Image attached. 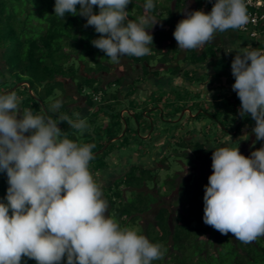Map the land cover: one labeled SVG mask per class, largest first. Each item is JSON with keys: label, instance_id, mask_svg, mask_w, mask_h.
Wrapping results in <instances>:
<instances>
[{"label": "trees", "instance_id": "obj_1", "mask_svg": "<svg viewBox=\"0 0 264 264\" xmlns=\"http://www.w3.org/2000/svg\"><path fill=\"white\" fill-rule=\"evenodd\" d=\"M192 1L195 10L202 2L204 12H211L206 0ZM145 2L132 0L127 6L130 20L138 22L139 17L146 15ZM188 2L191 0H153L155 7L147 15L172 24L173 15L177 21L186 18L184 11ZM54 5L55 0H0V61L3 64V68H0V95L15 92L21 110H31L34 115L56 120L62 131L61 138L78 144L95 145L92 152H99L93 155L89 170L92 175H101L109 166L111 157L122 148L138 144L135 152L143 154L144 147V153H151L153 144L148 146L141 137L152 123L144 113L148 114L150 107L159 109L157 107L163 100L160 95V99L154 97L155 92H172L176 91L172 88L182 87L183 91L175 92L177 95L173 100H165L169 106H164L170 119L178 117L183 109L192 113L200 111L196 116L186 115V122L181 121L178 125L172 126L171 121L166 123L165 132L169 133L171 129L177 131L168 144V151L177 157L176 161L183 166L182 171L170 179L171 188L168 186L164 192L158 188L159 171L168 166L166 163L170 153L160 159L162 167L149 169L137 164L130 166L112 186L103 190L102 199L109 205L108 216L121 228L135 230L151 243L161 246L163 259L154 260L152 264H264V236L245 244L232 233L221 234L206 225L203 219L205 186L213 174L212 166H205L208 160H212V155L206 158V153L212 152L206 143L229 148L227 137L230 135L235 138L232 142L241 154L251 156L255 150L252 144L256 137L249 128L254 127L255 123H252L251 116L242 118L239 115L241 101L238 96L216 93L215 98L207 101L198 97L199 89L194 91L183 85L171 87L169 84L167 87L170 88L162 85V88L153 91L152 98L134 99L138 84L152 75L150 63L155 57H158L161 66L170 70L171 75H176L183 69L181 59L183 65L204 63L208 58L216 57L220 49L215 50L213 44L206 43L201 52L189 49L182 55L177 42L169 41L172 38L169 31L148 23L145 30L153 35V44L148 45L150 53L143 57L123 56L119 59V62L126 60L132 69L133 65H139L141 75L132 81L127 80L125 75L109 79L108 75L116 70L115 63L91 43L100 34L92 26L85 28L86 18L79 15L66 13L64 19L56 17ZM79 8L77 5L78 11ZM94 11L98 13L99 7L94 6ZM165 12L173 14L168 18ZM259 30L264 33V25ZM184 75L191 82L200 80L195 79L196 73L189 69L184 70ZM123 86L127 90L125 94L122 92ZM111 87L115 89L109 90ZM193 94H196V98ZM80 99L84 105L79 104ZM56 101L61 102V107L55 112L50 111V106ZM124 102H127L125 106L129 113L121 114L116 105ZM85 108L90 110L92 118L86 121L88 128L83 134L71 128L67 122H60L65 116L72 121L82 119L81 111ZM226 110L228 113L224 114ZM100 116L105 118L103 123H97ZM149 117L152 125L157 121L155 135L163 134L157 128L160 122L158 117ZM198 121L206 122L203 126L205 132H201V137L205 136L204 141L185 138V135L196 131L195 128L182 135L179 133L183 125ZM212 129L215 130L214 138H206ZM245 133L249 134V138L242 137ZM261 145L264 146V140ZM152 184L155 189L151 188ZM8 187L6 173L0 172V202H7ZM145 216L151 219L144 220ZM133 226L138 227L135 229ZM21 264H37V261L24 257ZM62 264H66V256Z\"/></svg>", "mask_w": 264, "mask_h": 264}, {"label": "clouds", "instance_id": "obj_2", "mask_svg": "<svg viewBox=\"0 0 264 264\" xmlns=\"http://www.w3.org/2000/svg\"><path fill=\"white\" fill-rule=\"evenodd\" d=\"M130 3L55 0L54 15L86 18L84 27L100 34L92 45L119 62L123 56L148 55L153 35L145 26L159 22L147 15L155 7L153 0H146V15L138 22L128 18ZM248 23L246 0H216L210 13L187 12L173 36L179 49H196L215 33L242 30ZM233 51L232 90L241 101L239 115L255 121V149L256 142L264 140V50L251 45L225 50ZM60 107L56 101L49 110ZM60 122L81 134L88 128L84 119L65 116ZM61 137L56 120L21 110L15 92L0 95V172L6 173L9 185L7 202H0V264H21L24 257L37 264H62L65 256L66 264H152L163 259L160 245L106 215L108 203L89 170L95 145ZM212 168L205 186L204 223L245 244L264 236V146L251 156L239 148L216 149Z\"/></svg>", "mask_w": 264, "mask_h": 264}, {"label": "rangeland", "instance_id": "obj_3", "mask_svg": "<svg viewBox=\"0 0 264 264\" xmlns=\"http://www.w3.org/2000/svg\"><path fill=\"white\" fill-rule=\"evenodd\" d=\"M160 1H162V0H160ZM188 4H190V3H188ZM188 8L190 9L191 7H188ZM203 9H204V7H203L202 2H201V3L198 4V10H203ZM188 11H193V10L191 9V10H188ZM172 14L171 13L169 14L168 12H165L164 15H165V17L170 18L172 16ZM186 16H187V13H186ZM175 18L176 17L173 15V21H172V24L173 25L172 24L165 23L162 19L161 20L160 19H155L156 21H159L155 25V27H157L158 29H161V30L169 31V33L172 34V38L169 41H175V42H177L174 39L173 33L175 31V28H176L175 25H177L179 21H177V18L175 20ZM235 33H238V31H230V30H227V31L222 32V33L221 32H217V33L214 34L213 40L210 41V42H208L207 44H209V43L210 44H213L215 50H219L220 49L218 52L219 53H222L224 51V54H226V55L228 53H225V50L230 49L232 47H239V46H241V47H247V46L251 45L253 48H261V49H264V39H262V38H264L263 37L264 35H262L264 33H261L258 36V38L257 37L256 38H251L247 34L239 32L237 34V36L239 37V39H238V37H237V39H236V37L233 38V41L235 43L232 44L231 41H230V38H231V35H233ZM239 41L242 44L238 43ZM230 44H231V46H230ZM204 45L198 47V49L199 50L202 49L204 47ZM181 51H182V55H183L185 50L181 49ZM218 52H217V54H219ZM233 58H235V56H233ZM157 59H158V57H155V59L152 60L151 63H150V67L153 68V72H152V75H149V76H152V77H154V79H159V80H156L155 81L153 79V80H150V82L141 83L140 84V88H141L140 90H145V89H149V88L150 89L151 88L152 89H155L156 84L158 82H159L160 85H164L165 86L166 81L169 80V81L172 82V85H174V86H179V85L181 86V85H183V86H186V87H188L190 89H193V90L199 89L200 93L197 94V95H199L198 97H202L205 100L207 99V101L209 99L215 98L216 93L221 94V95H228V93H231V92L233 93L232 85L235 82L230 83L231 84V87H227L226 86L227 83L224 82V81H227L229 78H232V76L229 75L230 73L227 74V72H224L222 74L223 75V78H225V79H223V81H222V78H221V81L215 82V84L211 83V84H209V86L206 84L205 86L203 85V86L198 87V84L196 85V84L189 83L187 81V79L181 78V74L180 73H178L176 75H171L170 70L166 69V67H164V66H161V64L158 62ZM223 60H224V58H223ZM220 62H221L220 59H218L217 62H216V60H213V58H211V59L208 60V62H206V63H204L202 65L200 64L199 66L202 67V66H205V65L210 64L211 67L210 68H207V69H208V71H211L212 72V69H217L218 70V69L222 68V63H220ZM114 63H115L114 65L116 67V70H115L114 73H111L110 75H108V78L109 79H112L114 76L125 75L126 78H127V80L132 81L133 79H135L136 77H138L139 75H141V72L142 71L140 70V66L139 65H133V69H131L132 67L130 68V66L127 64V61L126 60H123L121 62H114ZM180 64L183 66V69L189 67V65H190V64H187V63H185L183 65V60L182 59L180 60ZM0 68H3V64H2L1 61H0ZM202 78H204V77H201L200 80ZM200 80H199V82H200ZM194 82H195V80H194ZM220 84L222 85V88L219 87V86H217V85H220ZM124 88L126 89L125 86H124ZM181 88L182 87L172 88V89L176 90V91H173L172 90V92L170 91V92H160L159 93L157 91V92L154 93V97L159 98L158 95H160L161 96V99L163 100V101L160 102V106H163V107L165 106L166 107V106H169V104L167 105V102L165 100H167V99L173 100L175 98V96L177 95V93H180V92L183 91ZM113 89H115V87L109 88V90H113ZM125 89H123V90H125ZM140 90L138 91V89H137V92H136L137 94L134 95L135 96L134 99L136 101H140V99L141 98L143 99V96L145 95L144 92H142ZM166 91H168V90H166ZM175 92H177V93H175ZM221 95H219V96H221ZM152 96L153 95L149 96L148 99L149 98H152ZM193 97L196 98V94H193ZM145 98H147V96H145ZM151 101H152V99L150 100V102ZM136 103H138V102H136ZM126 104H127V102H126ZM165 107H164V109H165ZM148 110H149V113L148 114H145L144 113L145 116L146 115H148V116L149 115H152V116L158 117V115H160L162 113V108L161 107H159V109H157V110L154 109L153 107L152 108L150 107V108H148ZM165 111H166V114H167L168 109H166ZM183 112H184V110H181L180 111V114L178 115V117L179 118L182 117L180 120L186 122L187 116L186 115H183L184 114ZM151 122H152V120H151ZM156 122L157 121H155V124H157ZM207 124H208V122H207ZM130 125L132 127V123H130ZM151 125H152V123H151ZM214 129L216 130L215 127H214ZM214 129H212V131H211V136H214V132H215ZM159 132H163V130L162 129H159ZM227 138L229 140L227 142V146L229 145V148H235V145H234L235 143L232 142L233 140H235V138L231 137L230 135H228ZM260 145H261V141L256 142L255 149H257L258 147L261 148L262 145L261 146ZM138 147H139V145L137 144L136 146H133V147L130 146V147H125V148H122L121 150H118L119 152H117V153L114 154L115 155V160L112 161V162H111V160H109V162H111V164H112V166H111V172L112 171L115 172L116 170H119L120 171L121 170V167L122 166L124 167V163L122 162V160H121L122 158L121 157H126V156L129 155V153H134L138 149ZM221 147H225V145L224 146L222 145ZM221 147H216V148L212 149V152L210 153V157H211V155H213V152L216 149H219ZM176 159H177V157H175V156H173V155L170 154L168 156V161L166 163V166L167 165L168 166L167 167H164V168H161L162 170L159 171L160 178L158 180V188L159 187L162 188V191H164V192H166V190H168V188L171 185L170 184V179L174 178L175 177L174 175L178 174V172L179 171L181 172L182 169H183V166L180 165V162L179 161H176ZM125 166H127V165L125 164ZM111 172H109L108 174H110ZM102 178L105 179V181H106L107 176H103ZM154 186L155 185L152 184V187L151 188L152 189H155ZM102 192L104 193V191H102ZM112 214H113V211H111V215ZM106 215H108V212L106 213ZM147 218L148 219H151L150 216L143 217L144 220L147 219ZM136 227H138V226H135L134 228L136 229Z\"/></svg>", "mask_w": 264, "mask_h": 264}, {"label": "flooded vegetation", "instance_id": "obj_4", "mask_svg": "<svg viewBox=\"0 0 264 264\" xmlns=\"http://www.w3.org/2000/svg\"><path fill=\"white\" fill-rule=\"evenodd\" d=\"M237 34L238 33H235V34L231 35L230 41H231L232 44L235 43L233 41V38L236 37V39H237V37H238ZM262 35H264V34H262ZM238 39H239V37H238ZM262 39H264V38H262ZM238 43L242 44L240 41ZM230 46H231V44H230ZM201 50L202 49L199 50L198 48H196V51H198V52H201ZM261 50H264V49H261ZM235 55H236V52L235 51L231 52L230 54L228 53L227 55L224 54V51H223L222 53L217 54L216 57H212L213 60H216V62H217L218 59H220L221 60L220 63H222V68H220L218 70L217 69H212V72L211 71H208V69H207V68H210L211 67L210 64L205 65V66H202V67L199 66L200 64L202 65V64L208 62L209 59H211V58H208L207 61H205L204 63L193 64V65L190 64L189 67L182 69L181 72H179V73L181 74V78L187 79V81L189 83L196 84V85L198 84V87H200V86H203V85L205 86L206 84L208 86L211 83L215 84V82L221 81V78H222V81H223V79H225V78H223V75L222 74L224 72H227V74L230 73L229 75L232 76V78H229L227 81H224V82L227 83V85H226L227 87H231V84L230 83L235 82V78L232 75V69H231V63H232V60L234 59L233 56H235ZM223 58H224V60H223ZM187 64H189V63H187ZM164 67H166V66H164ZM186 69L192 70V71H194L196 73V75L194 76L195 79L196 78H201V77H204V78L202 80H200V82H199V80H196L195 82H193V81L191 82L190 79H189V77H186L184 75V70H186ZM153 79H154V77L149 76L143 83L149 82V80H153ZM154 80L156 81V80H159V79H154ZM161 86L162 85H160L159 82H158L156 84V87H155V89L153 91H155L156 89L158 90V89L162 88ZM217 86H219V87L222 88V85L221 84L220 85H217ZM123 89H125L124 86L122 87V92L125 94L127 92V90L126 89L123 90ZM137 89H138V91L141 89L140 88V84H138V88ZM145 90H140V91L144 92V94H145L143 96V98H145V96L149 97L151 95V93H152V92L149 91V89H145ZM231 94H236L237 95V93L233 91V93L232 92L231 93H228V96L231 95ZM122 99H123V97H122ZM124 101H126V100L124 99ZM79 104L84 105V103L81 101V99L79 101ZM125 104H126V102H124V103H122L121 105H118V106L116 105V109L120 110V113L121 114L122 113H129V110L127 109V106H125ZM159 107H161V106H158L157 108H159ZM165 110L166 109H162V113L160 115H158V120L160 122H158L159 125H158L157 128L162 129L163 130V134H161L159 136H156L155 135L156 134V131H155L156 130L155 129L156 124H155V125H151L150 128H149V130L145 134L141 135V137L144 138L145 141H147L148 146H150L151 143L153 144V145H151V147H152L151 153H149V154L148 153H144V151H146L144 147H143V154L142 153L140 154L139 152L129 153L128 156L121 157L122 158L121 160L124 163V167L122 166L120 171L119 170H116L115 172H113V171L111 172V162L115 160V155H114L110 159L111 162H109V166L105 169V171L101 175H98V174L93 175V178L100 185L102 191L104 189H107L110 186H112L113 183H114V181L117 178H119L124 172H126L127 169L130 166H132L134 164H137V165H140V166L149 168V169L156 168V167H162L163 166V164L161 163V160L160 159L166 153H170V154L173 153V152H168V144L170 143L172 137H174L175 134H176V132H177L176 130L173 131V129H171V131H169V133L165 132L164 130H166L165 128L167 127L166 123L168 124V121H171L172 123H170V124L172 126H175V125L180 124V122H181L180 119L182 118V117H180V118L179 117H176L175 119H170L169 117H167ZM183 110H184V112H183L184 114L183 115L196 116L198 113H200V111H197L195 113H192L188 109H183ZM89 111L90 110L89 109H86V108L81 111L82 119L88 121V120H90V118H92L90 116V114H89ZM227 113H228L227 110L224 111V114H227ZM146 119H148L149 122H151V120H150L151 118L149 116H147ZM104 121H105V118H103V116H100L97 119V123H103ZM154 121H155V117H154ZM152 123H153V121H152ZM182 123H183V121H182ZM252 123L253 124L255 123L253 121V119H252ZM205 124H206L205 121H201L200 123L198 121L196 123L193 122V123H191L189 125H186V126L183 125L184 128L179 133L182 135L187 130H190V129L195 128L196 131L190 133L189 135H185V138L187 140L198 139V140L204 141L205 136H202L201 137V132L202 131L205 132V128H203V126ZM251 127H249V128H250V131L252 132ZM137 129L140 130V127H137ZM206 134H207V132H206ZM206 138L210 139V138H214V136H211V133H209V134L206 135ZM151 147H150V149H151ZM206 147H208L211 150L214 149V148H216V147H214V145H212L210 143H206ZM117 152L118 151H116L115 153H117ZM209 153H206V158H209L210 157V154ZM125 164L127 166H125ZM205 166L206 167L207 166H212V160L211 159L208 160L206 162V165ZM109 172H111V173L108 174ZM103 176H107L106 181H105V179L102 178ZM108 208H109V205H108Z\"/></svg>", "mask_w": 264, "mask_h": 264}, {"label": "built area", "instance_id": "obj_5", "mask_svg": "<svg viewBox=\"0 0 264 264\" xmlns=\"http://www.w3.org/2000/svg\"><path fill=\"white\" fill-rule=\"evenodd\" d=\"M208 7L212 10L216 0H206ZM249 23L244 29H235L245 33L251 38H256L261 34L259 28L264 25V0H246Z\"/></svg>", "mask_w": 264, "mask_h": 264}, {"label": "crops", "instance_id": "obj_6", "mask_svg": "<svg viewBox=\"0 0 264 264\" xmlns=\"http://www.w3.org/2000/svg\"><path fill=\"white\" fill-rule=\"evenodd\" d=\"M188 3H190V4H188ZM188 3H187L186 6H185V7H186V8H185V11H184V15H185V16H186V13L189 12L188 10H191V9H192L193 11H195V8H196V6H195V4L193 3L192 0H191V2H188ZM188 7H191V8L189 9ZM203 11H204V10H203ZM149 82H150V80H149ZM169 84H171V86H172V82L169 81V80H167L166 83H165V86L167 87ZM149 87H150V86H149ZM151 87H152V86H151ZM166 87H165V88H166ZM167 88H170V86L167 87ZM149 89H150V88H149ZM151 89H152V88H151ZM151 89H150L149 91H150V92H153L154 89H152V90H151Z\"/></svg>", "mask_w": 264, "mask_h": 264}, {"label": "water", "instance_id": "obj_7", "mask_svg": "<svg viewBox=\"0 0 264 264\" xmlns=\"http://www.w3.org/2000/svg\"><path fill=\"white\" fill-rule=\"evenodd\" d=\"M11 90H12V89L8 90V91H7V92H5V93H8V92H10ZM105 147H106V146H105ZM105 147H104V148H105ZM98 152H99V151H97V152H94V153H93V155H95V154H96V153H98Z\"/></svg>", "mask_w": 264, "mask_h": 264}]
</instances>
